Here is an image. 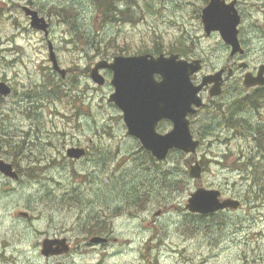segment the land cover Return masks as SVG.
Instances as JSON below:
<instances>
[{"label": "rangeland", "instance_id": "rangeland-1", "mask_svg": "<svg viewBox=\"0 0 264 264\" xmlns=\"http://www.w3.org/2000/svg\"><path fill=\"white\" fill-rule=\"evenodd\" d=\"M22 1L36 5L52 23L46 36L20 19L11 5L15 0H0V78L19 95L0 103V139L27 134L31 127L39 135L38 141L33 134L21 137L29 153L23 155L21 185L0 186L1 203L35 216L23 221L25 248L36 228L79 224L86 216L89 238L109 235L117 241L85 248L77 264H264V135L256 133L264 128L261 110L246 108L235 117L239 125L228 127L211 114L206 94L208 106L192 118L201 140L197 152L173 151L166 161H152L129 135L122 111L108 102L111 75L100 86L89 74L96 61L118 53L177 52L207 60L196 77L200 81L225 53L221 40L204 30L201 12L208 0ZM253 3L243 4L248 19L257 16ZM49 41L68 69L65 79L53 68ZM253 92L226 86L214 102L227 109ZM170 129L169 123L162 126ZM74 144L88 148L85 158L67 157ZM195 159L204 166L199 179L189 176ZM167 169L184 179L181 189L163 187L160 174ZM201 186L240 199L242 207L210 216L189 212L188 199ZM102 226L108 231L94 234Z\"/></svg>", "mask_w": 264, "mask_h": 264}, {"label": "water", "instance_id": "water-1", "mask_svg": "<svg viewBox=\"0 0 264 264\" xmlns=\"http://www.w3.org/2000/svg\"><path fill=\"white\" fill-rule=\"evenodd\" d=\"M31 15V24L34 27L47 31L48 24L45 18L40 17L36 10L25 7ZM202 20L207 34L213 30H219L223 39L238 47L237 25L239 15L234 5H226L222 0H211L203 9ZM51 57L55 69L63 76L66 70L59 66L53 45L50 43ZM101 68H110L114 71L113 84L116 91L111 94L109 101L115 102L124 112V120L131 135L138 137L143 146L152 152L158 160L167 158L169 152L174 149L183 150L185 153H195L200 141L195 139L190 129L189 114H194L204 105L200 95L201 90L213 83L210 89L212 96H217L222 91V71L208 74L203 77L200 84H195L192 75L202 68L200 59L188 61L179 58L178 54L166 56L161 54L156 57L146 53L135 56H116L112 62L99 61L92 69L93 80L103 85L104 76L99 72ZM162 76L157 80L155 75ZM262 81L246 78L248 86H255ZM11 88L4 82H0V93L9 94ZM171 120L174 127L163 134L158 132V123L163 120ZM72 158H81L85 149L71 147L67 151ZM0 170L7 175L17 177L13 166L0 160ZM189 174L192 178H200L203 167L199 161L189 166ZM222 192L218 189L199 187L194 191L186 208L191 212L210 214L227 208L237 209L241 202L235 198H221ZM101 236H95L92 242L106 241ZM51 240L44 241V252L49 254Z\"/></svg>", "mask_w": 264, "mask_h": 264}, {"label": "flooded vegetation", "instance_id": "flooded-vegetation-1", "mask_svg": "<svg viewBox=\"0 0 264 264\" xmlns=\"http://www.w3.org/2000/svg\"><path fill=\"white\" fill-rule=\"evenodd\" d=\"M15 1L16 2L14 3L11 2V5L12 8L17 9V11L21 14L22 18L20 19H25L29 22L31 21V16L27 14L25 10V6H29L31 9L37 10L41 16L46 18L49 24L48 32L50 33L52 31V23L50 22V19L43 14L41 9L37 8L36 5L29 1ZM91 1L95 2L94 0ZM222 1H224L226 5H234L240 16L239 24L237 26L238 47L234 48L231 43L224 42L219 31H214L210 35H208L209 37L219 38L225 50L223 60L219 61L218 63H214L213 70L208 72H223V89L224 87L228 86L239 88L242 91L244 89L256 91L258 93V109L261 110L262 114H264V0H253V4L257 7V16L255 17V19L247 18V9L243 5L246 0ZM208 2L209 0L207 1V3ZM0 19L3 18L0 17ZM7 19H13V17L10 16L7 17ZM34 30L40 31L37 29ZM10 42L11 41H8L6 45H11ZM118 55L126 56L132 54L118 53L107 59L113 60V58ZM180 56L188 60H193L196 58L201 59V61L203 62V69L205 70L207 60L204 57H185L184 55ZM103 74L105 76L111 75L113 77V71L109 69L103 70ZM199 75L200 74L194 76V80L196 82H199L198 79H196V77L198 78ZM247 76L252 79H259V81L262 82L255 86H248L246 84ZM156 77L157 79H161L158 75ZM0 80L8 82L13 89L12 93L9 96L0 95V103L4 106L6 100H17L19 95L15 92L12 83L8 79L0 78ZM209 89L210 86H207L203 89L202 95L204 99L206 98L205 95L209 93ZM208 99L209 106H214V98L211 97ZM230 107H233V105H231ZM3 117L4 119H6L7 114H4ZM20 125H22V123H20ZM36 130L37 127H31L30 129L26 130L28 132L27 134H24V130H22L19 131L21 132V134H19L18 137L13 136L7 138L3 136V138L0 139V159L4 160L5 162L11 163L13 165V168L20 174V178L15 179V177L8 176L5 172L0 170V186L2 184H11L13 186L12 190H15L18 188V186L21 185L23 177V171L21 169L23 166V143L21 137L24 135L33 134L35 141H38L39 135L38 132L37 134H35ZM261 132H264V128L261 129ZM4 144H9L10 147L5 148ZM1 193L2 192L0 189V194ZM1 202L2 199L0 198V208H2V211H0V264H68L70 261H73L74 264H77V256L81 257L85 253L83 251L85 248H95L97 246H99V248H105L106 246H109L108 244L112 243L113 241H117L109 239L105 243H100V245L91 244L87 235L86 216L82 217L80 215L82 218H79V224L52 225L50 223L46 225V230L36 228L33 231L35 234L34 240H29V244L25 248L24 237L27 230H24L23 221L32 222L34 221L35 216L30 210L25 211L23 209L9 208L7 207L6 203L3 204ZM7 218L8 222H4ZM74 222L77 223V219L74 220ZM47 239H50L51 242H53L52 245H49V254H46L44 252L43 246L44 241Z\"/></svg>", "mask_w": 264, "mask_h": 264}, {"label": "trees", "instance_id": "trees-1", "mask_svg": "<svg viewBox=\"0 0 264 264\" xmlns=\"http://www.w3.org/2000/svg\"><path fill=\"white\" fill-rule=\"evenodd\" d=\"M257 95H258V93L256 91L250 94L251 99L248 100L249 105H251V106L256 105V101L252 98H256ZM212 108H214V110H213V112H211V114H213L219 118L223 117V119L225 121H227L226 124H228V127H232V126L237 127L239 125V122L235 120V117H236L237 113L244 111V105H243L242 101H237L236 103L233 104V107L227 108V109L226 108L223 109V108L218 107V106H215ZM207 126H211L209 122H207L206 127ZM207 128H206V130H208ZM148 155L152 159V161H154L153 156L149 152H148ZM160 175L162 176L161 184H163V187L168 191L179 190L184 185V179L183 178L182 179L181 178L180 179L175 178L174 172L171 169H167L166 171H163ZM155 186H156V183H153L152 184L153 188L150 191H148L147 194L152 192ZM135 202L138 203V201H135ZM99 225H101L100 222H99ZM104 231L105 232L108 231L107 226H102L99 229H96L94 231V234L95 233L103 234Z\"/></svg>", "mask_w": 264, "mask_h": 264}]
</instances>
